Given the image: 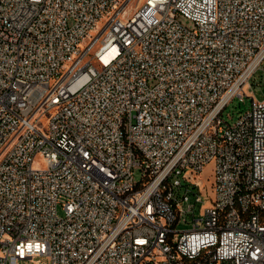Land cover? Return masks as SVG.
Masks as SVG:
<instances>
[{
    "label": "built area",
    "instance_id": "built-area-1",
    "mask_svg": "<svg viewBox=\"0 0 264 264\" xmlns=\"http://www.w3.org/2000/svg\"><path fill=\"white\" fill-rule=\"evenodd\" d=\"M263 64L264 0H0V264H264Z\"/></svg>",
    "mask_w": 264,
    "mask_h": 264
},
{
    "label": "rangeland",
    "instance_id": "rangeland-1",
    "mask_svg": "<svg viewBox=\"0 0 264 264\" xmlns=\"http://www.w3.org/2000/svg\"><path fill=\"white\" fill-rule=\"evenodd\" d=\"M106 21H103L99 24V29H102ZM185 25L187 27L192 28V25L189 22L184 21ZM70 25H73V22L70 21ZM94 36H96V33H94ZM89 43H85L82 45V49H86L88 47ZM264 68V64H263ZM264 75V71H260L256 78L250 83L248 86V91L251 93H254L256 96V101L257 102H262L264 100V89L256 87V83L261 82V78ZM253 107V100L249 98H245V101H241L240 98H235L230 105L225 109L223 113V120L228 123L231 126L236 125V123L239 121V119L246 113H248ZM36 169H44L45 168V163L43 162L42 159L38 158L36 160V163L34 165ZM205 176L211 177L213 175V167L210 166L207 168L206 173L204 174ZM135 179L136 182L139 183L143 179V175L140 170H137L135 173ZM59 214L60 216H63L64 212L62 209V206H60L59 209ZM200 215L197 213V218H199ZM189 219V224L182 222L177 226V230L182 232V231H187L192 229L193 227V219ZM20 264H49L48 260L46 258H37L33 261H25L21 262Z\"/></svg>",
    "mask_w": 264,
    "mask_h": 264
}]
</instances>
